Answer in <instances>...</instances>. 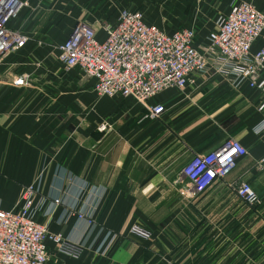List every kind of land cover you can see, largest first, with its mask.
Instances as JSON below:
<instances>
[{"label": "crops", "instance_id": "crops-1", "mask_svg": "<svg viewBox=\"0 0 264 264\" xmlns=\"http://www.w3.org/2000/svg\"><path fill=\"white\" fill-rule=\"evenodd\" d=\"M25 1L15 25L29 40L0 61V207L13 208L33 186L36 219L84 245L72 257L46 241V264H264V168L256 165L264 157V95L208 71L145 105L98 95L58 57L77 22L99 26L124 8L165 32L193 28L195 44L204 45L234 4L252 1L264 12V0ZM263 42L264 33L254 48ZM156 104L163 112L148 117ZM229 137L247 154L204 193L181 194L186 164ZM237 179L252 186L253 204L231 187ZM108 232L115 237L107 247Z\"/></svg>", "mask_w": 264, "mask_h": 264}, {"label": "built area", "instance_id": "built-area-1", "mask_svg": "<svg viewBox=\"0 0 264 264\" xmlns=\"http://www.w3.org/2000/svg\"><path fill=\"white\" fill-rule=\"evenodd\" d=\"M26 5L25 0H0V61L29 40L21 26L15 25ZM98 25L77 22L59 45L58 57L66 69L76 68L91 79L100 96L131 97L146 105L160 91L183 89L208 71L264 95V42L254 48L264 33V12L252 1H239L219 16L204 45L195 44L193 28L165 32L145 22L138 9H121L114 20ZM24 80L25 76H21L14 83L21 85ZM258 109H264V100ZM163 110V105H150L148 117L156 118ZM261 129L264 119L258 131ZM246 154V148L233 137L213 150L196 154L182 169L185 180L180 179L184 184L181 194L204 193L229 175ZM256 165L263 169L264 157ZM230 185L245 202L256 201L257 195L246 180L237 179ZM34 194V187L26 186L13 208L0 207V264H46V241L72 257H79L84 249V245L71 242L60 233L48 232L46 225L36 219ZM59 203L55 198L52 206ZM77 216L83 218L81 213ZM132 231L150 237L139 227ZM103 233L100 229L95 240ZM106 234L108 247L115 235Z\"/></svg>", "mask_w": 264, "mask_h": 264}, {"label": "rangeland", "instance_id": "rangeland-1", "mask_svg": "<svg viewBox=\"0 0 264 264\" xmlns=\"http://www.w3.org/2000/svg\"><path fill=\"white\" fill-rule=\"evenodd\" d=\"M22 190H23V188L21 189V191H20V196H21V194H22ZM20 196H19V198H20ZM19 198H18V200H19ZM18 200H17V202H18ZM17 204V203H16Z\"/></svg>", "mask_w": 264, "mask_h": 264}]
</instances>
